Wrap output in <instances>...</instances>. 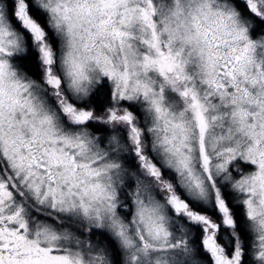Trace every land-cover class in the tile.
<instances>
[{"label": "snow or ice", "instance_id": "1", "mask_svg": "<svg viewBox=\"0 0 264 264\" xmlns=\"http://www.w3.org/2000/svg\"><path fill=\"white\" fill-rule=\"evenodd\" d=\"M0 264H264V0H0Z\"/></svg>", "mask_w": 264, "mask_h": 264}]
</instances>
